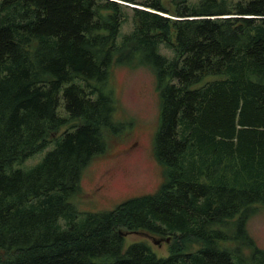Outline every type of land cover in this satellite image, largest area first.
Wrapping results in <instances>:
<instances>
[{"label":"trees","instance_id":"1","mask_svg":"<svg viewBox=\"0 0 264 264\" xmlns=\"http://www.w3.org/2000/svg\"><path fill=\"white\" fill-rule=\"evenodd\" d=\"M124 1L142 8L0 0V264H264L247 230L264 207V0L173 12ZM128 12L133 28L118 40ZM114 65L154 74L165 181L79 214L84 167L127 126L115 117ZM135 231L169 238L168 255L144 241L124 247Z\"/></svg>","mask_w":264,"mask_h":264},{"label":"rangeland","instance_id":"2","mask_svg":"<svg viewBox=\"0 0 264 264\" xmlns=\"http://www.w3.org/2000/svg\"><path fill=\"white\" fill-rule=\"evenodd\" d=\"M117 1L133 5L124 0ZM160 1L169 12H173L185 5H196L200 0H185V3L182 0ZM226 4H230V0H226ZM132 28L131 14L128 12L127 20L121 25L118 40ZM158 50L169 58L173 54V50L165 43H160ZM109 83L116 99L115 117L127 126L119 134L110 136L106 150L93 157L84 167L80 180L81 192L72 200L79 214L112 210L127 198L155 193L165 181L164 167L154 153L160 100L153 72L146 67L133 69L125 65H114ZM53 146L54 142L14 167L39 162ZM247 230L255 244L264 249L263 206H259L249 218ZM134 241H144L158 256H167L171 240L145 231H135L126 233L124 247ZM193 247L199 246L194 244Z\"/></svg>","mask_w":264,"mask_h":264},{"label":"water","instance_id":"3","mask_svg":"<svg viewBox=\"0 0 264 264\" xmlns=\"http://www.w3.org/2000/svg\"><path fill=\"white\" fill-rule=\"evenodd\" d=\"M132 6H134V7H139V6H135V5H132ZM139 8H142V7H139ZM151 11H153V10H151ZM154 12V11H153ZM157 13H159V12H157ZM161 14V13H160ZM162 15H164V16H167V15H165V14H162ZM156 243H158L159 242V240L158 241H155Z\"/></svg>","mask_w":264,"mask_h":264},{"label":"bare ground","instance_id":"4","mask_svg":"<svg viewBox=\"0 0 264 264\" xmlns=\"http://www.w3.org/2000/svg\"><path fill=\"white\" fill-rule=\"evenodd\" d=\"M133 5L138 6L137 4H133Z\"/></svg>","mask_w":264,"mask_h":264}]
</instances>
